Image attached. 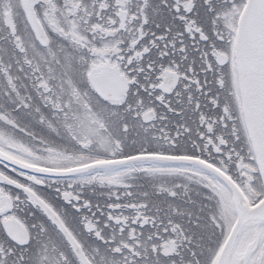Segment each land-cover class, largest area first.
<instances>
[{
	"label": "snow or ice",
	"instance_id": "snow-or-ice-1",
	"mask_svg": "<svg viewBox=\"0 0 264 264\" xmlns=\"http://www.w3.org/2000/svg\"><path fill=\"white\" fill-rule=\"evenodd\" d=\"M0 264H264V0H0Z\"/></svg>",
	"mask_w": 264,
	"mask_h": 264
}]
</instances>
